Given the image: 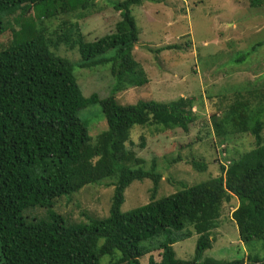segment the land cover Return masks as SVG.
<instances>
[{"label": "trees", "instance_id": "obj_1", "mask_svg": "<svg viewBox=\"0 0 264 264\" xmlns=\"http://www.w3.org/2000/svg\"><path fill=\"white\" fill-rule=\"evenodd\" d=\"M92 2L0 0V40L8 39L0 49L1 264H102L106 257L105 264H143L146 257V264H264V78L256 71L254 80L240 87L233 84L234 98L210 116L227 162L219 174L192 186L169 178L179 188L168 195L158 165L145 166L128 149L131 132L135 126L147 127L149 135L188 131L200 117L193 98L139 100L133 105L117 98L150 82L133 55L141 33L133 8L158 0L114 4L121 13L115 32L86 42L80 20L62 19L89 10ZM249 5L251 11L262 10L264 0H249ZM60 20L55 28L46 23ZM262 45L252 44L246 53L233 49L226 74L256 70L245 60ZM61 48H67L66 54L77 52L79 62L75 65L59 55ZM184 48L173 44L157 52ZM103 65L110 66L115 80L110 94L101 98L88 92L85 97L75 67L92 71ZM90 106H100L107 123L96 137L81 116ZM247 135L254 140L249 150L231 146ZM146 137H140L142 146ZM193 160L189 164L196 175L209 169L208 163ZM145 180L152 182L148 204L123 212L126 190ZM94 184L113 191L107 217L69 223L55 210L61 198ZM234 198L239 206L232 221L252 255L202 261L203 253L213 247L223 205ZM33 210H45L46 215L32 216ZM193 235L198 236L194 259H178L174 245Z\"/></svg>", "mask_w": 264, "mask_h": 264}, {"label": "rangeland", "instance_id": "obj_2", "mask_svg": "<svg viewBox=\"0 0 264 264\" xmlns=\"http://www.w3.org/2000/svg\"><path fill=\"white\" fill-rule=\"evenodd\" d=\"M91 1L93 2L89 10H79L62 19L79 22L86 42H95L115 32L117 23L121 21V13L114 9V4L124 0ZM80 15H83L82 19L79 18ZM133 16L141 31L133 55L136 62L144 66L150 82L143 87L118 93L120 103L133 105L139 100L169 103L180 97L193 98L194 111L200 116L188 131L178 128L161 135H149L150 129L147 127L135 126L132 129L128 149L135 151L145 161V166L158 165L157 170L164 173L162 188L170 195L179 187L177 183H171L169 178L192 186L217 176L221 164L225 163L223 151L218 152L220 143L215 136L210 116L219 113L222 102L228 104L234 98L235 93L231 89L233 84L240 87L244 81L254 80L256 71L259 77L261 75L264 78V9L251 11L249 0H158L155 4L145 3L143 6L134 7ZM59 22L61 20L46 21L51 28H55ZM260 41L263 45L245 60L246 64L252 62L251 66L256 67V70L228 76L226 68L229 67L228 56L232 50L237 48L246 53L250 45ZM7 42V38L1 39L0 49ZM173 44L185 48L179 52H157ZM149 48L153 49V53H150ZM66 49L61 48L58 54L68 57L76 65L80 55L77 52L66 54ZM75 75L85 97L90 92L104 98L115 85L109 65L92 71L76 66ZM81 116L88 124L92 137L107 129L100 106H90L82 110ZM142 135H147L144 146L140 139ZM247 136L235 140L231 146L238 151L249 150L254 140L253 136ZM193 159L208 163L209 169L196 175L195 169L192 167V170L189 164ZM97 185H89L72 197L64 196L65 198L58 201L55 210L69 223H85L89 218L107 217L113 191ZM151 188L150 180L134 182L126 190L122 211L128 212L148 204ZM238 206L239 201L235 198L223 205L219 227L213 231V247L203 253L202 261L209 258L234 261L247 259L252 255L249 246L240 241L237 226L232 221V213ZM30 214L42 217L46 212L33 210ZM197 239L198 236L193 235L175 244L176 257L192 261ZM256 250L259 251V247ZM154 257L156 261L161 260L158 252ZM108 259L109 257L104 258L102 264ZM142 262L146 264L148 257Z\"/></svg>", "mask_w": 264, "mask_h": 264}, {"label": "clouds", "instance_id": "obj_3", "mask_svg": "<svg viewBox=\"0 0 264 264\" xmlns=\"http://www.w3.org/2000/svg\"><path fill=\"white\" fill-rule=\"evenodd\" d=\"M222 149H223V147H221V148H218V152H221L222 151ZM223 155V154H222ZM224 156V155H223Z\"/></svg>", "mask_w": 264, "mask_h": 264}]
</instances>
